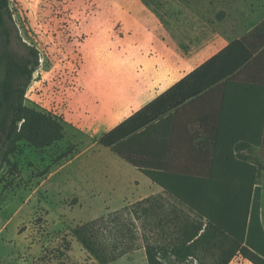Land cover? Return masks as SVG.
I'll list each match as a JSON object with an SVG mask.
<instances>
[{
	"label": "rangeland",
	"instance_id": "374dc122",
	"mask_svg": "<svg viewBox=\"0 0 264 264\" xmlns=\"http://www.w3.org/2000/svg\"><path fill=\"white\" fill-rule=\"evenodd\" d=\"M9 8L21 39L40 54L25 103L60 120L63 139L43 149L22 142L12 157L18 172L0 168V264H98L71 231L100 218L111 220L101 241L115 243L125 223V241L142 251L143 219L130 213V198L148 179L99 145L126 119L110 114L100 71L160 21L173 31L185 17L199 36L245 33L261 20L264 0H9ZM109 264L143 263L132 251ZM229 264L251 263L237 255Z\"/></svg>",
	"mask_w": 264,
	"mask_h": 264
},
{
	"label": "crops",
	"instance_id": "0c3cea01",
	"mask_svg": "<svg viewBox=\"0 0 264 264\" xmlns=\"http://www.w3.org/2000/svg\"><path fill=\"white\" fill-rule=\"evenodd\" d=\"M258 17L261 20L256 25L264 20V14ZM178 19L183 22H177L173 31L167 30L160 21L158 29H151L146 34L138 35V38H131L124 59L103 66L100 75L102 72L101 77L109 83V91H106L111 115H126V119L129 118L256 26L237 36L229 35L231 38L221 33L215 35L212 30L207 29L199 36L187 24V20L184 21L185 17ZM200 39L205 42L202 46ZM235 80L259 88L255 98L248 99L246 94L241 98H229L223 92L225 89L220 86L176 111L175 124L170 130V149L165 172L182 182H197L191 185L197 186L192 198L198 203L200 211L205 213L214 212L207 197L215 199V196L221 194H250L252 200L258 195L259 226L264 232V52L257 54L238 73ZM248 106L255 108L250 123H247ZM251 180H255L252 186ZM137 182L135 194L130 198L134 201H130V204L145 201L143 208L150 212L143 218L144 243L162 246L176 243L183 238L182 230L185 226L194 232L200 225L198 236L206 229L209 230L207 249H198L184 263L166 256L163 259L165 264H201V261H211L219 254L217 247H224V244L229 243L224 241L223 236L206 219L150 180L141 184L138 180ZM251 211L252 204L248 209L245 228L251 221ZM227 225L232 226L229 222ZM252 225L250 224L255 234L252 237L256 238L259 226L254 223ZM235 227L237 226H233ZM246 233L247 229L244 234ZM192 242L193 240L187 244ZM142 249L133 252L138 251L142 256V263L147 264L145 249ZM130 257L134 259L136 255Z\"/></svg>",
	"mask_w": 264,
	"mask_h": 264
},
{
	"label": "trees",
	"instance_id": "16d2710c",
	"mask_svg": "<svg viewBox=\"0 0 264 264\" xmlns=\"http://www.w3.org/2000/svg\"><path fill=\"white\" fill-rule=\"evenodd\" d=\"M0 36V62L3 65V77L0 81V168L6 166L12 172H18L12 157L19 153V144L24 142L35 149L50 147L63 139V126L54 116L39 112L25 103L32 75L40 66V54L34 46L27 44L19 36L9 8V0H0ZM263 52L264 20L99 140L101 147L108 149L175 200L206 219L223 236L224 241L229 242L224 244V247H217L219 254L214 260L201 261V264H229L236 255L251 264H264V232L259 226V197L256 195L252 200L250 194H221L215 196V199L207 197L214 212L210 214L200 211L198 203L192 198L197 186L191 185L197 182H182L165 172V162L170 149V130L175 124V114L179 108L214 88L221 86L229 98H241L246 94V98L254 99L259 88L236 82L235 79L257 54ZM254 109V106L246 108L247 123H250ZM254 183L255 180H251L250 186ZM144 202L130 206V213L137 221H141L144 215L150 213L149 209L143 208ZM251 204V221L245 228ZM227 222L232 226L229 227ZM110 223L111 220L100 218L76 226L71 231L76 242L98 264L113 263L138 249L137 245L125 241L127 236L131 240L129 226L125 223L118 227L115 243L107 244L101 241L104 232L110 229ZM253 223L259 226L256 238L252 237L255 234L250 224ZM143 227L142 221L140 229ZM186 228L185 226L182 230L183 238L180 241L171 242L167 246L143 242L147 264H165L163 259L166 256L173 257L178 263H184L194 256L198 249L209 247L208 229L198 236L200 225L194 232ZM192 240V243L187 244Z\"/></svg>",
	"mask_w": 264,
	"mask_h": 264
},
{
	"label": "water",
	"instance_id": "95a60500",
	"mask_svg": "<svg viewBox=\"0 0 264 264\" xmlns=\"http://www.w3.org/2000/svg\"><path fill=\"white\" fill-rule=\"evenodd\" d=\"M37 76V72H34L32 77L35 78Z\"/></svg>",
	"mask_w": 264,
	"mask_h": 264
}]
</instances>
